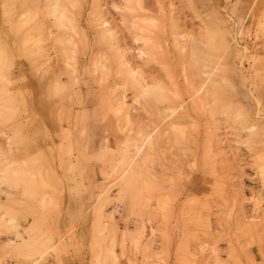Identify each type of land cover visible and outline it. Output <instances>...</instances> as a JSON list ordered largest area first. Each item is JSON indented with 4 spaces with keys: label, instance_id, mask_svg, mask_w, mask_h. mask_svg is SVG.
<instances>
[{
    "label": "rangeland",
    "instance_id": "1",
    "mask_svg": "<svg viewBox=\"0 0 264 264\" xmlns=\"http://www.w3.org/2000/svg\"><path fill=\"white\" fill-rule=\"evenodd\" d=\"M264 264V0H0V264Z\"/></svg>",
    "mask_w": 264,
    "mask_h": 264
},
{
    "label": "crops",
    "instance_id": "2",
    "mask_svg": "<svg viewBox=\"0 0 264 264\" xmlns=\"http://www.w3.org/2000/svg\"><path fill=\"white\" fill-rule=\"evenodd\" d=\"M68 260L70 261L71 264H80L79 261L74 254H72L71 256L68 257Z\"/></svg>",
    "mask_w": 264,
    "mask_h": 264
}]
</instances>
